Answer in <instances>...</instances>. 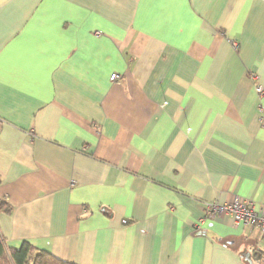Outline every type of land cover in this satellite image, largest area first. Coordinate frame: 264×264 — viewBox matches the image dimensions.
<instances>
[{
	"label": "crops",
	"instance_id": "crops-1",
	"mask_svg": "<svg viewBox=\"0 0 264 264\" xmlns=\"http://www.w3.org/2000/svg\"><path fill=\"white\" fill-rule=\"evenodd\" d=\"M257 85L264 0H0V242L264 264L257 229L200 222L204 203L264 212Z\"/></svg>",
	"mask_w": 264,
	"mask_h": 264
},
{
	"label": "built area",
	"instance_id": "built-area-1",
	"mask_svg": "<svg viewBox=\"0 0 264 264\" xmlns=\"http://www.w3.org/2000/svg\"><path fill=\"white\" fill-rule=\"evenodd\" d=\"M232 46L237 48L238 45L233 43ZM118 76L112 74L110 81H116ZM256 92L259 96L264 95V91L260 85L256 86ZM229 216L235 226H245L251 232L253 229H257L264 242V212L258 214L255 210V204L243 199H235L230 203L218 204L215 202L204 203L203 216L200 222L206 220H212L218 216Z\"/></svg>",
	"mask_w": 264,
	"mask_h": 264
},
{
	"label": "trees",
	"instance_id": "trees-1",
	"mask_svg": "<svg viewBox=\"0 0 264 264\" xmlns=\"http://www.w3.org/2000/svg\"><path fill=\"white\" fill-rule=\"evenodd\" d=\"M7 211V209L0 208ZM0 264H71L24 242L18 249H7L0 242Z\"/></svg>",
	"mask_w": 264,
	"mask_h": 264
}]
</instances>
